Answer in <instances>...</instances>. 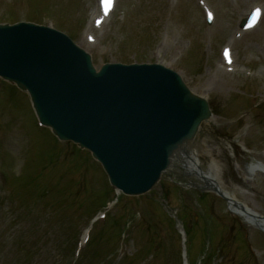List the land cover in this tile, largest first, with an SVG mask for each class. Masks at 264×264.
Masks as SVG:
<instances>
[{
  "label": "rangeland",
  "instance_id": "1",
  "mask_svg": "<svg viewBox=\"0 0 264 264\" xmlns=\"http://www.w3.org/2000/svg\"><path fill=\"white\" fill-rule=\"evenodd\" d=\"M253 7L260 8L259 23L240 31ZM208 14L213 17L209 24ZM20 20L52 25L72 36L96 67L158 62L177 71L209 100L214 113L212 122L202 126L206 135L200 147L215 163L210 165L203 152L201 171L213 172L239 203L264 215V172L259 171V165L264 167V0H115L113 11H100L98 0H0V23ZM224 47L230 65L222 60ZM35 124L26 96L0 80V264H180L179 237L165 220L157 229L160 209L149 205L148 197L159 205L165 199L171 211L187 214L185 222L202 244L205 234L202 245L188 229L195 246L190 264L210 253H217L211 264H264V233L231 214L222 197L205 194L210 196L201 201L198 191L179 187L172 182L174 173L139 200L126 197L111 207L107 228L97 221L89 245L74 256L90 219L113 194L106 196L109 185L94 162L88 164L90 185L84 180L88 191L83 190L68 156L78 158L86 176L85 155L80 163L81 151L70 152V143L58 144L65 151L56 154V140L52 143L48 130ZM253 162L256 171L247 167ZM2 169L10 181L5 189ZM49 174L61 180H50ZM39 184L47 189L45 199L35 190ZM123 207L134 221L116 237L112 220L122 216Z\"/></svg>",
  "mask_w": 264,
  "mask_h": 264
},
{
  "label": "water",
  "instance_id": "2",
  "mask_svg": "<svg viewBox=\"0 0 264 264\" xmlns=\"http://www.w3.org/2000/svg\"><path fill=\"white\" fill-rule=\"evenodd\" d=\"M0 75L28 89L41 121L89 148L127 194L147 191L176 144L210 115L163 66L105 64L96 72L65 37L31 25L0 27Z\"/></svg>",
  "mask_w": 264,
  "mask_h": 264
},
{
  "label": "bare ground",
  "instance_id": "3",
  "mask_svg": "<svg viewBox=\"0 0 264 264\" xmlns=\"http://www.w3.org/2000/svg\"><path fill=\"white\" fill-rule=\"evenodd\" d=\"M210 121H211V119H210ZM190 151L191 152H189V158H190V156L192 157L193 163H191V164L193 167H195L196 162L199 160L198 155L194 152V151H197V148H190ZM178 158L182 159L183 157L181 155V157H178ZM201 177H205L208 181H211L214 185L217 184V182L214 180L213 177H211V174H209V173H207L205 176H201ZM217 187L220 188L221 190H223V188L221 186L217 185ZM228 200H229V205L232 206V208L235 207V209L234 208L233 209H234V213L236 215H238L241 218H244L246 220V222H248L250 225H254L255 227H258L264 231V216L260 215L259 212L255 211L253 209H248V207L245 204H241V203L237 202V200H234L232 198H228ZM82 240L84 241V238H82Z\"/></svg>",
  "mask_w": 264,
  "mask_h": 264
},
{
  "label": "snow or ice",
  "instance_id": "4",
  "mask_svg": "<svg viewBox=\"0 0 264 264\" xmlns=\"http://www.w3.org/2000/svg\"><path fill=\"white\" fill-rule=\"evenodd\" d=\"M102 4L105 8H107L110 4V0H102ZM258 11V10H257Z\"/></svg>",
  "mask_w": 264,
  "mask_h": 264
}]
</instances>
